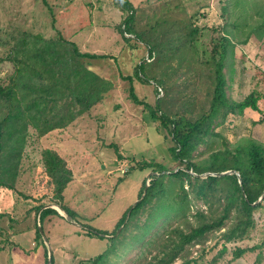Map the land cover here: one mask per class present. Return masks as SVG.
<instances>
[{
    "label": "trees",
    "instance_id": "16d2710c",
    "mask_svg": "<svg viewBox=\"0 0 264 264\" xmlns=\"http://www.w3.org/2000/svg\"><path fill=\"white\" fill-rule=\"evenodd\" d=\"M219 3L220 22L204 26L197 21L208 12L201 10L206 5L198 0L192 12L175 5L158 16L135 10L129 0H116L121 38L142 42L147 49V60L136 63L131 75H122L129 80L128 96L147 109L149 119L167 128V148L178 165L169 168L153 159H131L136 162L132 167L152 172L141 183L139 200L124 210L112 231L82 223L85 235L105 238L107 246L77 264H122L124 257L125 264H196L193 245L201 246L202 255L216 232L220 247L208 264L227 252L228 244L250 239L257 230L260 241L236 244L231 258L263 245L264 228H259L256 212L264 208V196L256 200L264 190V147L249 139L230 144L214 129L218 116L220 124L228 114L235 116L247 107L258 110L256 91L237 100L226 88L232 86L234 48L264 37V0ZM9 30L0 56V62L11 66L0 76V189L10 190L19 186L26 168L32 169L33 165L24 166L29 141L83 116L112 83L89 62L107 54L81 50L59 30L48 37L11 24ZM173 62L181 74L176 82L171 74L169 83L166 76L176 70ZM144 70L154 80L152 103L138 99L134 90V79L142 84L148 79L141 76ZM263 120L264 114L258 121ZM211 136H219L220 143L214 145ZM199 145L205 148L196 152ZM36 163V171L41 173L43 167L53 186L52 195L58 198L54 202L76 220V212L62 201L61 192L71 177L65 159L52 148H41ZM230 169L239 179L235 173L215 174ZM49 215L63 218L55 208L44 207L38 221ZM119 226L116 238L108 236Z\"/></svg>",
    "mask_w": 264,
    "mask_h": 264
},
{
    "label": "rangeland",
    "instance_id": "374dc122",
    "mask_svg": "<svg viewBox=\"0 0 264 264\" xmlns=\"http://www.w3.org/2000/svg\"><path fill=\"white\" fill-rule=\"evenodd\" d=\"M129 1L135 10H146L148 16L161 15L162 11L175 5L190 12L195 10V0ZM198 1L206 5L201 10H207L208 14L198 18L197 22L216 26L220 22L219 0ZM120 22L116 0H0V56L7 47L3 41L8 39L10 24L41 31L46 37L54 36L59 30L81 50L107 54V58L89 62L95 72L112 83L102 100L83 116L65 127L52 129L38 140L29 141L30 153L24 166L33 165L32 169L24 170L19 186L10 190L0 189V230H10L8 235L0 232V264H17L12 255L14 245L22 247L24 253L44 246L48 258V243L52 264H77L103 252L107 246L105 238L85 235L82 227L71 224L64 216L60 217V222L55 217L48 222L47 216L38 221L39 210L48 203L56 209L54 204L57 203L53 199H58L52 195L53 186L48 183V178L45 179L44 168L41 173L36 171L41 148H52L65 159L71 177L61 192L62 201L76 212L77 222L86 223L96 230L112 231L124 210L138 199L143 179L148 181L147 177L152 174L149 168L140 170L132 167L131 164L136 162L131 159H153L169 168L178 165L167 148L171 144L167 128L149 119L147 109L132 102L128 96L129 80L122 75H131L136 63L142 58L147 60V49L142 42L124 41L118 30ZM207 40L206 34L204 41ZM232 62V86L226 88L227 95L238 100L256 91L258 110L247 107L235 116L226 115L220 124L218 116L214 130L230 144L249 139L264 147V120L258 121L264 114V37L261 40L252 38L246 44L236 46ZM172 64L176 70L166 76L169 83L171 74L175 82L176 76L181 74L176 63ZM10 70L9 63L0 62V76ZM141 76L148 78L149 74L144 70ZM153 82L152 78H148L145 84L134 79L138 99L152 103L155 93ZM211 140L215 141L214 145L220 143L219 136H211ZM204 148L205 145H199L196 152ZM41 203L44 205L36 209ZM256 215H260L259 228H264V208ZM120 228L108 236L116 238ZM260 231H255L250 239L228 244L229 250L214 264H264V243L237 259H232L230 254V249L236 244L245 246L259 242ZM215 234L206 242L202 255L201 246L193 245L191 251L196 264H208L219 249L218 232ZM124 260L125 257L122 264H125ZM174 264H179V261Z\"/></svg>",
    "mask_w": 264,
    "mask_h": 264
},
{
    "label": "crops",
    "instance_id": "0c3cea01",
    "mask_svg": "<svg viewBox=\"0 0 264 264\" xmlns=\"http://www.w3.org/2000/svg\"><path fill=\"white\" fill-rule=\"evenodd\" d=\"M51 216V217H50ZM53 216V217H52ZM54 217L57 219V221H61V218L59 216L55 215H49L46 217V220L48 222L52 221ZM0 232L4 233L5 235H8L10 233V230L2 229ZM14 251L12 252L13 259L17 264H45V260L47 259V251L44 246H40L36 249H32L30 253H24V249L20 246L14 245Z\"/></svg>",
    "mask_w": 264,
    "mask_h": 264
},
{
    "label": "water",
    "instance_id": "95a60500",
    "mask_svg": "<svg viewBox=\"0 0 264 264\" xmlns=\"http://www.w3.org/2000/svg\"><path fill=\"white\" fill-rule=\"evenodd\" d=\"M207 173H210V172H207ZM206 173V174H207ZM225 173H235L237 176H238V179H239V175H238V173H237V171H235V170H232V169H230V170H225V171H222V172H219V173H215V174H225ZM147 185V184H146ZM264 196V190H263V192H262V194L260 195V197L256 200V202H258L262 197ZM139 199H137V200H135L134 202H133V204L131 205V207L138 201ZM255 203V202H254ZM55 206L54 207H56V210L59 212V214H61L62 216H64V218L67 220V221H69L71 224H73V225H77V226H79V227H82V224L81 223H79V222H77L76 220H74V219H72V217L68 214V212L63 208V207H61L59 204H54ZM52 205H51V203H48V204H45L43 207H51ZM128 212H127V214H126V216H128ZM40 231H41V229H40ZM42 232V231H41ZM47 243V242H46ZM47 245H48V250H49V253H48V260H46V263L45 264H50L51 263V251H50V246H49V244L47 243Z\"/></svg>",
    "mask_w": 264,
    "mask_h": 264
}]
</instances>
